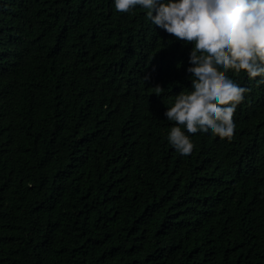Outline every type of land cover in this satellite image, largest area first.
Listing matches in <instances>:
<instances>
[{"label":"trees","instance_id":"obj_1","mask_svg":"<svg viewBox=\"0 0 264 264\" xmlns=\"http://www.w3.org/2000/svg\"><path fill=\"white\" fill-rule=\"evenodd\" d=\"M192 47L140 6L0 0V264H264V77L229 70L233 137L182 155Z\"/></svg>","mask_w":264,"mask_h":264},{"label":"clouds","instance_id":"obj_2","mask_svg":"<svg viewBox=\"0 0 264 264\" xmlns=\"http://www.w3.org/2000/svg\"><path fill=\"white\" fill-rule=\"evenodd\" d=\"M114 5L120 13L140 6L152 24L193 45L187 68L191 89L177 94L164 113L176 123L168 135L172 146L191 154L194 145L182 129L231 139L233 115L250 89L228 72L264 77V0H114ZM156 88L160 95L162 88Z\"/></svg>","mask_w":264,"mask_h":264}]
</instances>
